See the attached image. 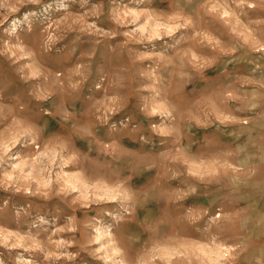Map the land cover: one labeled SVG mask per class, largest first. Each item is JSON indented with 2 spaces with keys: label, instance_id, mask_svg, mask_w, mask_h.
Instances as JSON below:
<instances>
[{
  "label": "rangeland",
  "instance_id": "obj_1",
  "mask_svg": "<svg viewBox=\"0 0 264 264\" xmlns=\"http://www.w3.org/2000/svg\"><path fill=\"white\" fill-rule=\"evenodd\" d=\"M0 264H264V0H0Z\"/></svg>",
  "mask_w": 264,
  "mask_h": 264
}]
</instances>
